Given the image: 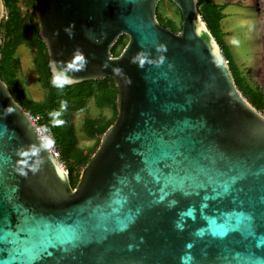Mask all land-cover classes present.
<instances>
[{
  "label": "water",
  "instance_id": "1",
  "mask_svg": "<svg viewBox=\"0 0 264 264\" xmlns=\"http://www.w3.org/2000/svg\"><path fill=\"white\" fill-rule=\"evenodd\" d=\"M160 1L35 0L53 78H113L118 113L73 187L0 72V264H264V114L201 0L178 32Z\"/></svg>",
  "mask_w": 264,
  "mask_h": 264
},
{
  "label": "rangeland",
  "instance_id": "2",
  "mask_svg": "<svg viewBox=\"0 0 264 264\" xmlns=\"http://www.w3.org/2000/svg\"><path fill=\"white\" fill-rule=\"evenodd\" d=\"M211 3L222 14V44H219L222 53L245 84V98L264 114V0H211ZM3 5L1 77L23 103L44 102L56 85L49 77L46 45L38 36L35 0H3ZM157 18L162 25L180 31L181 11L172 1L159 2ZM128 41L129 36L122 34L113 45L111 55L118 56ZM73 86L63 94L59 114L62 127L72 126V140L63 142L62 162L75 187L103 134L113 124L118 108L113 78ZM64 131L61 128L60 135Z\"/></svg>",
  "mask_w": 264,
  "mask_h": 264
},
{
  "label": "trees",
  "instance_id": "3",
  "mask_svg": "<svg viewBox=\"0 0 264 264\" xmlns=\"http://www.w3.org/2000/svg\"><path fill=\"white\" fill-rule=\"evenodd\" d=\"M199 10H200V13L202 14L208 28H209V30L211 31V33L215 37V39L218 41L219 44H222L221 43L222 31L220 28V20L222 19V14H221L220 9L216 5L212 4L211 0H201L199 3ZM1 29H2V26L0 25V30ZM225 58H226V60H228L226 55H225ZM228 64H229L231 72L234 76V80L236 82L238 89L242 92L243 95L244 94L246 95L247 89L245 87V84L243 83L242 80H240L238 78V76L234 70V67L231 65L230 61H228ZM0 72H1V70H0ZM49 77L51 78V81L54 82L56 87L52 88L49 91L48 97L44 102H41V103L34 102L33 104L29 103V105H27V104L23 103L21 100L17 99V97L12 92L11 93H12L13 97L15 98V100L21 105V107L25 111H27L32 116L39 115L41 117L43 123L46 124L51 129L53 136H54V139L61 149V155L63 158L64 154H65V146H64L63 142L68 140V138H70L72 140V136H71L72 130H70V129H72V126L70 127V125H69L70 129L61 126L62 117H60L59 112H60L61 108L63 107V104L61 105V100L63 98V94L65 93V91L69 90L70 88H72L74 86L73 85L68 86V85H64V84H61L60 82H58L56 79L53 78V75L51 74L50 69H49ZM86 82H88V81H86ZM83 83H85V82H83ZM83 83H80V85ZM67 122L70 123V121H67ZM61 128L62 129L65 128V131H64L65 133L63 132V135H60L61 134Z\"/></svg>",
  "mask_w": 264,
  "mask_h": 264
},
{
  "label": "built area",
  "instance_id": "4",
  "mask_svg": "<svg viewBox=\"0 0 264 264\" xmlns=\"http://www.w3.org/2000/svg\"><path fill=\"white\" fill-rule=\"evenodd\" d=\"M30 118L32 124L36 127V130L42 136V139L46 144L47 148L49 149L50 153L52 154V156L64 168L62 162L61 149L57 144V142L55 141L51 129L46 124L43 123L39 115H35V116L30 115Z\"/></svg>",
  "mask_w": 264,
  "mask_h": 264
}]
</instances>
